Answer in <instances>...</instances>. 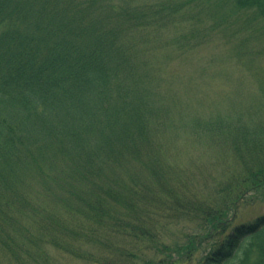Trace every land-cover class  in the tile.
Masks as SVG:
<instances>
[{
    "label": "trees",
    "instance_id": "trees-1",
    "mask_svg": "<svg viewBox=\"0 0 264 264\" xmlns=\"http://www.w3.org/2000/svg\"><path fill=\"white\" fill-rule=\"evenodd\" d=\"M263 38L264 0H0V264H264V80L203 89Z\"/></svg>",
    "mask_w": 264,
    "mask_h": 264
},
{
    "label": "rangeland",
    "instance_id": "rangeland-1",
    "mask_svg": "<svg viewBox=\"0 0 264 264\" xmlns=\"http://www.w3.org/2000/svg\"><path fill=\"white\" fill-rule=\"evenodd\" d=\"M264 39V38H263ZM262 39V40H263ZM254 39L256 47L260 55L252 56L251 58L245 57L242 67L233 64V58L230 56L231 48L229 46H222V42H214L209 48L205 49L203 53L211 58H217V66L208 68L209 73L218 72L213 78L212 75L207 76L204 81L203 88L205 90L204 97L207 102L223 97L232 103L240 105L243 103L251 104L258 99L260 95V87L263 86L264 80V51L263 45ZM185 67H168L166 71H171L175 74L185 75L189 74V70ZM186 70V71H185ZM219 77V78H218ZM222 109L225 110L228 105L223 102ZM185 157L182 158V161ZM199 157L197 154H192L190 161L191 164ZM235 216L232 218L233 223L248 222L255 219L257 216L264 214V201L260 200L257 196L251 194L246 197L236 208ZM233 215V214H232ZM231 215V216H232ZM196 230L190 224L182 223L178 226L168 227L163 230V241L165 244L174 247L175 245H183L186 242V235L195 232ZM205 235V233H204ZM214 240H208L207 243L200 248L196 253V261H199L202 256L213 245ZM147 259H153L151 254H147ZM142 264V263H139Z\"/></svg>",
    "mask_w": 264,
    "mask_h": 264
}]
</instances>
